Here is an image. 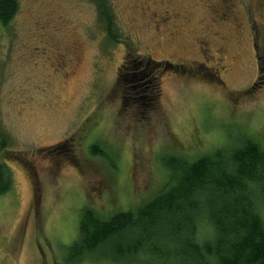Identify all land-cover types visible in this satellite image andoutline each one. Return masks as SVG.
Here are the masks:
<instances>
[{"label": "rangeland", "instance_id": "374dc122", "mask_svg": "<svg viewBox=\"0 0 264 264\" xmlns=\"http://www.w3.org/2000/svg\"><path fill=\"white\" fill-rule=\"evenodd\" d=\"M17 2L0 26V264H123L66 262L83 208L134 209L166 182L163 157L242 134L264 149V0L218 17L216 0H104L111 36L97 0ZM146 64L138 90L117 81ZM135 91L148 99L122 102Z\"/></svg>", "mask_w": 264, "mask_h": 264}, {"label": "trees", "instance_id": "16d2710c", "mask_svg": "<svg viewBox=\"0 0 264 264\" xmlns=\"http://www.w3.org/2000/svg\"><path fill=\"white\" fill-rule=\"evenodd\" d=\"M97 1L111 36L108 8ZM17 10V0H0V26ZM150 66L118 72L117 81L138 90ZM136 91L122 102L142 105L148 98ZM214 149L192 162L163 157L166 182L132 210L102 218L83 208L66 262L92 257L123 264H264V149L244 134L231 148ZM11 183L0 162V195Z\"/></svg>", "mask_w": 264, "mask_h": 264}, {"label": "flooded vegetation", "instance_id": "af4514ba", "mask_svg": "<svg viewBox=\"0 0 264 264\" xmlns=\"http://www.w3.org/2000/svg\"><path fill=\"white\" fill-rule=\"evenodd\" d=\"M227 1L228 0H216V3H217V5H218V7H219V10H217V12H219V13H217V17H218V15L221 13L223 16L225 15V13H222L224 10H225V8L227 9V8H229V5H230V2L228 3V6H225L226 4H227ZM223 6L225 7V8H223ZM167 19H169V15L167 16ZM232 19V18H231ZM234 20H236V19H234ZM216 21V20H215ZM234 22V21H233ZM235 23V25H236V27H235V31H238V32H240V28H237L238 27V23L237 22H234ZM237 23V24H236Z\"/></svg>", "mask_w": 264, "mask_h": 264}]
</instances>
